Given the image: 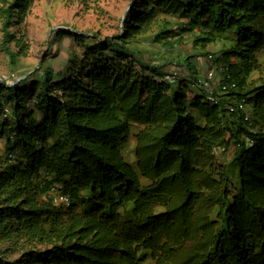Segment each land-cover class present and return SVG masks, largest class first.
<instances>
[{
    "label": "trees",
    "instance_id": "obj_1",
    "mask_svg": "<svg viewBox=\"0 0 264 264\" xmlns=\"http://www.w3.org/2000/svg\"><path fill=\"white\" fill-rule=\"evenodd\" d=\"M31 1L0 0L12 66L27 47L10 28ZM153 26L163 48L194 29L195 48L229 42L212 56L225 66L216 104L159 82L132 47ZM54 35L75 37L82 60L0 82V264H264V0H131L117 36ZM253 72L263 77L248 83ZM136 130L129 164L121 152ZM57 184L68 207L47 198Z\"/></svg>",
    "mask_w": 264,
    "mask_h": 264
},
{
    "label": "rangeland",
    "instance_id": "obj_2",
    "mask_svg": "<svg viewBox=\"0 0 264 264\" xmlns=\"http://www.w3.org/2000/svg\"><path fill=\"white\" fill-rule=\"evenodd\" d=\"M130 5L131 0H32L22 26L18 28L13 25L10 28V31L17 37L23 34V43L26 45L27 51L23 56H19L15 65L12 66L0 47V82L2 79L6 84H15L20 79L32 74L34 77L27 80L31 83L32 80H35V75L42 74L47 66L56 72L63 69L67 61L72 59L71 57H77L81 61L82 48L76 42L75 37L61 39L54 33L72 31L73 34L88 37L89 39L84 40L85 44L93 45L94 40H102L120 34L123 17ZM160 18L177 22L170 16H161ZM155 31L156 27L153 26L146 35L136 37L132 47L141 51L145 63L160 67L164 75L173 70H179L180 77L177 83L189 85V92L193 96L202 94L203 90L196 85L192 72L185 67V60H189V64L194 68V73L200 79L207 70V57L211 55L216 59L220 55L222 47H227L229 42H215L206 45L205 48L201 45L195 48L192 42L197 30L194 29L191 32L180 34L182 38L180 44L171 48H163L159 44L151 43L150 37ZM1 39L0 21V44ZM10 47L16 51L13 44ZM258 61L264 66V54L258 56ZM136 69L139 70L138 67ZM146 75L149 74L146 73ZM215 75L216 81H219L221 72L217 70ZM262 77L261 72H253L248 77V83L256 82ZM39 83L37 81V85ZM1 123L0 117V125ZM136 133L137 130L131 132L128 142L121 152L122 157L129 164L134 162L133 136ZM7 158L9 157L4 150V139L0 138V161ZM42 199L45 200V197ZM7 248V243H0V251H6ZM5 256L6 259L15 261L19 254Z\"/></svg>",
    "mask_w": 264,
    "mask_h": 264
},
{
    "label": "built area",
    "instance_id": "obj_3",
    "mask_svg": "<svg viewBox=\"0 0 264 264\" xmlns=\"http://www.w3.org/2000/svg\"><path fill=\"white\" fill-rule=\"evenodd\" d=\"M206 65H207V70L206 72L202 75V78L199 79V83L197 84L198 87H200L206 97V100L210 104H216L218 99L214 95V86L216 85V71H225V66L223 64L217 65L215 64L213 57L209 55L206 59ZM180 74L179 70H173L163 76V78L159 82H165V83H174L179 80ZM14 85V84H10ZM214 85V86H213ZM229 111L232 113L234 111V108L229 106ZM238 110L243 116V120L245 123H247L248 126H251V114L249 110L247 109L246 103L243 101L237 106ZM63 186L60 184L53 185L50 187V189L47 192V197L48 199L53 200L55 202L54 205L56 206H63V207H68L69 206V197L65 194L62 193ZM53 202V203H54Z\"/></svg>",
    "mask_w": 264,
    "mask_h": 264
},
{
    "label": "crops",
    "instance_id": "obj_4",
    "mask_svg": "<svg viewBox=\"0 0 264 264\" xmlns=\"http://www.w3.org/2000/svg\"><path fill=\"white\" fill-rule=\"evenodd\" d=\"M190 95H192V94H190Z\"/></svg>",
    "mask_w": 264,
    "mask_h": 264
}]
</instances>
